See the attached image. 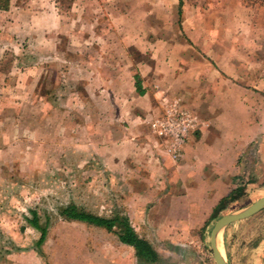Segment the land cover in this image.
<instances>
[{
    "label": "crops",
    "instance_id": "obj_1",
    "mask_svg": "<svg viewBox=\"0 0 264 264\" xmlns=\"http://www.w3.org/2000/svg\"><path fill=\"white\" fill-rule=\"evenodd\" d=\"M66 1L0 8V151L31 136L42 146V103L64 101L57 111L76 124L58 128L67 149L81 134V162L93 150L114 190L104 197L124 205L99 215L127 216L158 264H196L186 238L221 217L226 207L211 215L222 198L240 196L242 168L264 173V0ZM174 100L199 121L177 158L150 127ZM79 223L91 264H150L115 233Z\"/></svg>",
    "mask_w": 264,
    "mask_h": 264
},
{
    "label": "rangeland",
    "instance_id": "obj_2",
    "mask_svg": "<svg viewBox=\"0 0 264 264\" xmlns=\"http://www.w3.org/2000/svg\"><path fill=\"white\" fill-rule=\"evenodd\" d=\"M63 3L69 2L63 0ZM125 4L119 11L122 16L131 14V8ZM105 9L107 12V6L99 5L100 14ZM93 10L91 8L92 12ZM103 25L107 29L108 23ZM124 25L125 22H122L121 27ZM42 89L48 91L49 86ZM58 102H55L57 105L42 103V146L35 145L31 136V144L23 150L15 143L9 145L10 149L7 151H0V264H38L39 260L40 264H44V259H39L40 254L46 260L52 259L54 264H91L88 256L82 254V244L87 240L85 225L63 220L58 215V206L74 202L97 214L106 213L105 205L114 208L115 203L120 204L117 205L120 209L124 206L121 201L108 199L109 194L104 197L103 192L112 193L114 190L110 184L107 187L103 183L107 172L96 162L97 158H93L97 156L94 151L91 150L90 157H86L90 158V162H81V134L73 136L74 143H70L73 148L67 149V136L63 131L58 132V128L67 124L76 128V124L72 121L64 122L63 110L57 111L61 106ZM53 126L58 132L55 138L54 135H49V129ZM15 135L9 136L6 133L5 139ZM25 160L29 162H23ZM239 172L235 182L242 188V193H239L237 199L228 202L219 216L237 212L264 195L263 172L256 167L245 170L242 168ZM32 210H35L40 223L47 228L46 240L41 252L37 253L35 243L40 233L24 219L26 216L31 217ZM215 221L216 219L208 220L185 240L187 248L198 253L196 264H216L210 245V232ZM221 232L222 254L228 264H262L264 207L251 216L229 223Z\"/></svg>",
    "mask_w": 264,
    "mask_h": 264
},
{
    "label": "trees",
    "instance_id": "obj_3",
    "mask_svg": "<svg viewBox=\"0 0 264 264\" xmlns=\"http://www.w3.org/2000/svg\"><path fill=\"white\" fill-rule=\"evenodd\" d=\"M8 0H0V8L7 7ZM230 200H234L236 196L229 194ZM229 201V200H228ZM227 197L222 198L215 206L211 218L217 217L220 210L226 207ZM58 215L67 221H79L88 225L103 227L107 231L115 233L119 240L123 243L132 245L136 250V255L140 260H145L150 264H158L159 257L156 250L144 238L138 236L132 227L127 216L118 211L112 213L111 216H102L97 213L86 210L83 206H78L74 202L58 206ZM31 217H25V221L33 229L40 233L35 243V247L39 251L40 245L44 242L47 235V228L40 223L35 210L30 211ZM40 252V251H39Z\"/></svg>",
    "mask_w": 264,
    "mask_h": 264
},
{
    "label": "built area",
    "instance_id": "obj_4",
    "mask_svg": "<svg viewBox=\"0 0 264 264\" xmlns=\"http://www.w3.org/2000/svg\"><path fill=\"white\" fill-rule=\"evenodd\" d=\"M199 123L198 118L182 108L178 100H174L164 107L161 117L150 122L152 131L166 139V150L173 157L181 154V146L186 142L188 134Z\"/></svg>",
    "mask_w": 264,
    "mask_h": 264
},
{
    "label": "water",
    "instance_id": "obj_5",
    "mask_svg": "<svg viewBox=\"0 0 264 264\" xmlns=\"http://www.w3.org/2000/svg\"><path fill=\"white\" fill-rule=\"evenodd\" d=\"M264 207V195L261 196L259 199H257L255 202L250 204L249 206L233 213L225 214L221 217H219L210 232V245H211V251L213 254V258L216 262V264H228L225 257L219 250L217 246V236L222 231L224 227H226L229 223L240 220L243 218H246L248 216L253 215L254 213L258 212ZM262 264H264V259Z\"/></svg>",
    "mask_w": 264,
    "mask_h": 264
},
{
    "label": "bare ground",
    "instance_id": "obj_6",
    "mask_svg": "<svg viewBox=\"0 0 264 264\" xmlns=\"http://www.w3.org/2000/svg\"><path fill=\"white\" fill-rule=\"evenodd\" d=\"M188 110V109H187ZM193 115V114H192ZM196 116V115H195ZM197 117V116H196ZM221 239H222V232L219 233V235L217 236V246L219 248V250L222 253V246H221Z\"/></svg>",
    "mask_w": 264,
    "mask_h": 264
}]
</instances>
